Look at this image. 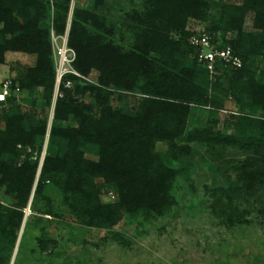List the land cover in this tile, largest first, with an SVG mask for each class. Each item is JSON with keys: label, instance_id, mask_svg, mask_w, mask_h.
Returning <instances> with one entry per match:
<instances>
[{"label": "trees", "instance_id": "16d2710c", "mask_svg": "<svg viewBox=\"0 0 264 264\" xmlns=\"http://www.w3.org/2000/svg\"><path fill=\"white\" fill-rule=\"evenodd\" d=\"M70 1L0 0V65L8 51L34 54L35 65L16 86L29 94L42 88L45 105L55 80L50 29L56 35L64 32ZM88 1L90 9L73 8L67 46L74 52L73 67L83 76L97 72L98 85L66 87L65 82L76 79L71 74L59 83L47 137L52 152L44 157L33 191L37 157L31 161V156L35 150L39 153L47 131L44 107L23 112L14 94L0 101V186L15 199L8 205L0 202V264L10 263L31 193L33 200L45 202L39 214L59 215L51 210L53 199L43 193L49 186L61 191L64 208L87 226L111 228L123 212L163 215L175 203L170 185L181 169L160 163L158 142H165L170 159L185 167L190 165L192 143L242 150L246 156L232 162L237 184L219 189L215 202L223 204L221 212L229 222L244 220L243 212L250 210L240 206V199L253 196V203L264 204V80L256 78L254 69L257 57L264 55V0H244L241 5L223 0H128L130 7L118 18L101 12L106 0ZM248 12L252 31L242 26ZM191 20L205 23L206 32L219 47L229 46L241 66L210 75L188 42ZM14 87L12 83L11 90ZM110 87L139 96H133L132 105L114 108ZM84 91L99 108L96 116L76 97ZM229 97L238 111L230 115L232 131L227 133L213 126ZM192 106L205 107L212 123L190 127ZM97 178L118 192V202L101 204ZM258 211L264 213V208ZM31 226H25L23 242ZM36 241L41 252L49 239L39 236Z\"/></svg>", "mask_w": 264, "mask_h": 264}, {"label": "rangeland", "instance_id": "374dc122", "mask_svg": "<svg viewBox=\"0 0 264 264\" xmlns=\"http://www.w3.org/2000/svg\"><path fill=\"white\" fill-rule=\"evenodd\" d=\"M223 1L227 4L241 5L244 0ZM76 6L90 9L92 2L71 0L64 32L56 35L50 29L51 57L55 74L58 66L56 47L61 46L63 39L68 36L71 15ZM119 7L121 11H118ZM129 7L128 0H106L101 12L106 16L110 14V17L118 18ZM210 13L215 15L214 11ZM205 25L203 22L191 20L186 27L192 31H206ZM242 26L245 31L253 30L252 12L246 13ZM234 35V32L227 33L226 38L230 39ZM71 56L74 59L73 54ZM4 58L0 65V84L6 80L18 84V78L29 67H33L36 61L34 54L24 52L8 51ZM73 59L69 63V68L73 72H66L59 82L54 80L53 93L48 105H45L43 100L42 88H37L33 94L24 91L16 96V102L23 112H30L33 109L39 111L44 107L43 111L46 114L47 131L40 151L36 154L35 150L31 156V161L37 157L36 178L32 191L37 183L44 157L52 152L47 137L53 118L52 110L57 96L60 95L59 83L65 75L71 74L76 79L65 82L66 87L72 88L75 84L79 87L98 85L97 72L93 70L86 76L81 75L72 65ZM254 69L256 78L264 80L263 54L257 57ZM107 89L110 91V104L114 108L132 105L133 96H139L137 92L111 87ZM76 97L90 105L91 114L95 116L98 114L99 108L92 104V96L88 91L79 93ZM2 107L0 106V109ZM237 111L232 98L224 99L223 106L217 114V123L213 127L223 132H231L233 119L230 115L237 114ZM210 117L205 107L192 106L189 126H208L213 119ZM3 126L0 120V127ZM191 146L190 165L185 167L184 163L170 159L166 153L165 142L156 144L155 149L160 163L181 169L170 185V193L175 203L160 216L123 212L120 220L111 228L92 227L76 220L73 214L64 208L62 193L56 187L49 186L43 193L53 199L51 210L59 215L39 214V211L41 213L46 208L45 202L41 198L38 201L33 200L31 193L23 209L22 223L9 264H264V213L258 211L264 208V204L260 206L259 203H253V196L240 199V206H247L250 210L243 212L244 220L229 222L221 212L223 204L215 202L219 196V189L237 184L236 170L233 169L232 162L243 159L246 156L245 152L234 147L209 149L205 145L194 143ZM87 157L95 159L90 154ZM95 181L102 205L118 202V192L115 189L104 183L101 178ZM5 193V188L0 186V202L7 205L13 203L14 197ZM37 218L43 221L38 223ZM27 224H32L31 231L24 236L23 242L22 235ZM39 236L49 239L46 248L41 252L38 251L36 241Z\"/></svg>", "mask_w": 264, "mask_h": 264}, {"label": "built area", "instance_id": "2783aa9c", "mask_svg": "<svg viewBox=\"0 0 264 264\" xmlns=\"http://www.w3.org/2000/svg\"><path fill=\"white\" fill-rule=\"evenodd\" d=\"M188 42L195 48V57L206 67L210 75L222 74L224 67L239 68L241 66L239 56L232 53L233 51L229 46L219 47V42L205 30L193 31L188 37ZM70 52L74 55L73 50L67 46V38L65 37L61 46L56 47L58 66L56 67L55 79L57 82L66 72H73L69 68V63L73 59ZM11 84L7 80L0 84V101H4L10 94L17 96L22 92L16 85L11 90Z\"/></svg>", "mask_w": 264, "mask_h": 264}]
</instances>
